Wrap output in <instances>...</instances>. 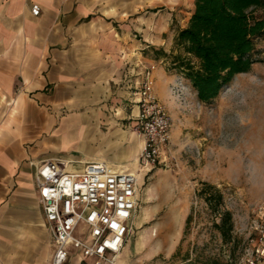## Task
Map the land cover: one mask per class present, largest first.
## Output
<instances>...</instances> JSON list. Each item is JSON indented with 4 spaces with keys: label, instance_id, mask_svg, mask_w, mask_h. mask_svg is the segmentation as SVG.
<instances>
[{
    "label": "crops",
    "instance_id": "obj_1",
    "mask_svg": "<svg viewBox=\"0 0 264 264\" xmlns=\"http://www.w3.org/2000/svg\"><path fill=\"white\" fill-rule=\"evenodd\" d=\"M108 1L0 0V264H52L38 165L105 161L137 173L125 163L139 157L143 142L117 126L105 106L115 95L128 101L123 120L134 128L144 69L157 66V94L180 80L165 63L196 1L115 0L134 5L120 19L115 8L104 9ZM143 3L160 6L143 15L136 9ZM163 94L168 99L170 89ZM69 264L87 263L73 257Z\"/></svg>",
    "mask_w": 264,
    "mask_h": 264
},
{
    "label": "rangeland",
    "instance_id": "obj_2",
    "mask_svg": "<svg viewBox=\"0 0 264 264\" xmlns=\"http://www.w3.org/2000/svg\"><path fill=\"white\" fill-rule=\"evenodd\" d=\"M131 6L115 0L103 5L115 8L119 19L121 12H126L125 17L132 12ZM155 6L160 5L143 3L136 9L149 15L159 9ZM254 15L264 18V9ZM255 44L258 62L252 70L237 75L209 103L199 100L191 81L173 66L172 56L166 61L168 74L180 79L162 91L166 94L170 89L168 99L158 92L173 126L171 152L157 167L143 165L137 157L125 163L140 176L139 204L135 229L118 264L246 261L253 247V226L261 217L258 207L264 204V37ZM175 51L182 50L176 47ZM154 56L159 59L161 54ZM127 103L115 95L105 107L119 122L117 126L130 133L134 128L123 120L125 108L130 107ZM68 133L66 137L73 140ZM136 137L141 145L143 139ZM202 182L221 190L225 206L233 213L234 228L227 239L216 226L219 216L197 194Z\"/></svg>",
    "mask_w": 264,
    "mask_h": 264
},
{
    "label": "built area",
    "instance_id": "obj_3",
    "mask_svg": "<svg viewBox=\"0 0 264 264\" xmlns=\"http://www.w3.org/2000/svg\"><path fill=\"white\" fill-rule=\"evenodd\" d=\"M33 14L42 12L39 4ZM155 64L146 67L137 89L140 107L134 125L143 139L139 163L157 167L171 152L172 122L156 93ZM82 163L51 158L38 165L35 182L45 225L54 247L52 264L79 257L87 264H118L135 229L139 178L105 161ZM69 165L71 168H69ZM252 250L243 264H264V204L258 207Z\"/></svg>",
    "mask_w": 264,
    "mask_h": 264
},
{
    "label": "trees",
    "instance_id": "obj_4",
    "mask_svg": "<svg viewBox=\"0 0 264 264\" xmlns=\"http://www.w3.org/2000/svg\"><path fill=\"white\" fill-rule=\"evenodd\" d=\"M195 1L189 25L180 29L175 39L182 51L170 57L173 66L191 81L199 100L209 103L220 97L237 75L250 72L258 62L255 42L264 37V18L254 14L264 9V0ZM197 194L219 216L216 226L229 238L235 222L223 192L202 182Z\"/></svg>",
    "mask_w": 264,
    "mask_h": 264
},
{
    "label": "bare ground",
    "instance_id": "obj_5",
    "mask_svg": "<svg viewBox=\"0 0 264 264\" xmlns=\"http://www.w3.org/2000/svg\"><path fill=\"white\" fill-rule=\"evenodd\" d=\"M69 168H71V166L69 165ZM78 168H83V164H80L79 166H78ZM134 173V172H133ZM135 175H137L138 176V178H139V180H140V176L137 174V173H134Z\"/></svg>",
    "mask_w": 264,
    "mask_h": 264
}]
</instances>
